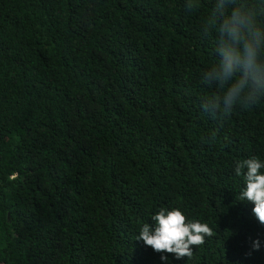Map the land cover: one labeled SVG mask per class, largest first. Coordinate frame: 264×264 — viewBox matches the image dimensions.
<instances>
[{"label":"trees","instance_id":"1","mask_svg":"<svg viewBox=\"0 0 264 264\" xmlns=\"http://www.w3.org/2000/svg\"><path fill=\"white\" fill-rule=\"evenodd\" d=\"M213 7L0 0V264H164L137 239L162 207L212 229L170 264H264L235 173L264 158V102L203 109Z\"/></svg>","mask_w":264,"mask_h":264},{"label":"clouds","instance_id":"2","mask_svg":"<svg viewBox=\"0 0 264 264\" xmlns=\"http://www.w3.org/2000/svg\"><path fill=\"white\" fill-rule=\"evenodd\" d=\"M198 9V0H184L185 12ZM204 36L214 38V62L201 74V83L221 91L203 100V109L228 115L234 109H254L264 102V0H214L211 14L203 21ZM237 176L244 182L240 201L252 205L251 213L264 225V158L252 156L238 163ZM141 226L138 240L162 253L160 260L170 264L163 253L174 258H190L193 246L202 245L212 229L207 223L188 219L180 208L162 207ZM260 241H253L259 249Z\"/></svg>","mask_w":264,"mask_h":264}]
</instances>
